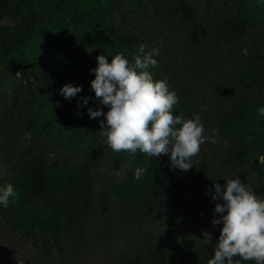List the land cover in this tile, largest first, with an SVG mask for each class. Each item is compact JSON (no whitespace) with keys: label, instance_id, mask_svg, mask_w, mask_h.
<instances>
[{"label":"rangeland","instance_id":"rangeland-1","mask_svg":"<svg viewBox=\"0 0 264 264\" xmlns=\"http://www.w3.org/2000/svg\"><path fill=\"white\" fill-rule=\"evenodd\" d=\"M10 1L9 11L13 15L1 18L0 25L12 26L15 19L19 21L28 11L36 9V0H26V4L21 0ZM119 2L123 12L112 10L110 14L113 30L139 36L145 31L157 41L165 58L177 61L181 73H187L182 61L192 53L195 61L200 47L193 48L185 40L189 26L180 22L174 2ZM189 2L201 16L222 11L246 16L252 33L264 37V3L260 0ZM100 5L104 7L106 1L101 0ZM40 30L21 48L19 59L0 68V187L11 183L16 193L7 208L0 205V264H156L157 257L151 256L155 247L176 242L188 245L187 264H207L208 260L201 254L205 245L196 239H203L202 231L213 236L222 227L211 224L219 202L211 199L212 186L214 183L223 186L226 179L239 177L264 198V148L261 156L258 152L247 154L244 168L237 171L229 170L211 156L193 159L187 177L179 169L170 168L163 156L153 157L150 178L138 183L140 194L130 190L127 199L116 196L118 189L134 186L133 179L127 175L132 154H127L121 168H114L111 159L120 153L113 152L99 133V122L104 117L90 119L87 114L88 108L107 112L106 107L93 99L90 92L83 97L65 99L59 94L61 84L48 88L42 82L43 78L55 76L57 61L52 53L55 46L62 43L67 47L77 38L59 35L47 27ZM110 43L136 47L119 38ZM222 69L218 63L207 66L202 62L196 71L202 74L207 71L209 77L205 80L213 78V81ZM84 97L89 98L88 104L78 108ZM257 133L264 143V128L257 129ZM85 145L92 147L93 152H87ZM62 153H68L71 162L91 166L93 189L85 221L71 224L59 234L58 251L51 236L36 226V218H47L49 209L36 195L22 188L20 179L30 175L29 167L34 170L32 165L37 155L52 158ZM101 195L105 202L100 200ZM36 202L44 208L43 212H36ZM164 258L169 264H177L175 257Z\"/></svg>","mask_w":264,"mask_h":264},{"label":"trees","instance_id":"trees-1","mask_svg":"<svg viewBox=\"0 0 264 264\" xmlns=\"http://www.w3.org/2000/svg\"><path fill=\"white\" fill-rule=\"evenodd\" d=\"M21 1L27 3L26 0ZM100 1L36 0V9L28 11L19 21L15 19L12 26L0 25V68L15 58L19 59L21 48L42 27L59 35L75 36L76 41L69 46L63 47L62 43L55 46L52 51L57 61L55 76L43 78L42 82L48 88L60 84L80 86L82 91L76 98L90 92L94 99L90 81L95 78V74L90 70L97 66L98 55L107 56L110 62L115 54L122 53L130 63H134L133 57L138 54L140 44H146L148 48L158 46L157 41L145 31L140 32L139 36L123 35L113 30L110 14L112 10L123 12L120 2L105 0L106 5L102 7ZM172 1L180 22L188 23L185 40L193 48L200 47V52L195 54V61L194 53L182 61L181 65L185 66L187 72L183 74L179 63L171 57L165 58L164 52L160 51L159 56L155 57L158 67L151 68L150 72L155 80L167 77L170 91L177 93L179 103L173 115L183 114L186 119H191L199 114L206 137L212 138V129L217 130L218 136L215 138L219 143L205 142L198 156L193 159L203 160L211 156L229 170L243 169L247 154L258 152L257 155L261 156L264 148L257 133V129L262 131L264 128V117L257 113L258 108L264 107V37L252 33L250 19L246 16H238L231 11L201 16L196 9L191 8L189 0ZM11 7L10 0H0V19L13 15L9 11ZM118 38L136 47H118L110 43V40ZM245 48L247 55L242 54ZM202 62L207 66L218 63L223 67L217 80L212 81V78L206 81L208 72L202 74V71H196ZM225 140L229 142L228 146L224 145ZM87 146V152H93V148ZM127 154L120 152L119 157L112 158V166L121 168ZM132 158L127 175L133 179L134 186H131L132 189L123 187L115 191V195L120 198H129L130 190L140 194L138 183L150 178V157L137 151L132 154ZM163 159L169 162L168 156H163ZM69 160L68 153L57 154L52 158L37 155L32 165L34 170L29 167L28 170L32 171L30 175L20 179L22 188L36 195V199L49 209L47 218H36V226L51 236L52 244L58 251L61 247L59 234L71 224L85 221L93 189L91 166ZM138 167L145 168L146 172L137 180L134 171ZM183 174L187 177L186 172ZM100 200L106 201L102 195ZM43 211L44 208L36 202V212ZM212 237V243L205 245L201 251L206 260L213 258L219 231ZM188 249L185 243L161 244L155 247L151 256L157 257L156 264H169L164 257H175L177 264H187L185 257ZM241 264L254 262L242 261Z\"/></svg>","mask_w":264,"mask_h":264},{"label":"clouds","instance_id":"clouds-1","mask_svg":"<svg viewBox=\"0 0 264 264\" xmlns=\"http://www.w3.org/2000/svg\"><path fill=\"white\" fill-rule=\"evenodd\" d=\"M159 54L158 47L140 44L138 54L133 57L134 63L122 53L115 54L110 62L107 56L98 55L97 66L90 70L95 74L90 89L108 111L88 108L87 114L90 119L104 117L99 122V133L113 152L135 154L139 151L150 158L168 156L170 168L187 172L193 168V158L198 156L202 144L219 143L215 138L218 133L212 129V138L206 137L199 114L191 119L183 114L173 115L179 103L177 93L170 91L167 77L155 80L150 72L151 68L158 67L155 57ZM242 54H248L246 48L242 49ZM81 91L80 86L65 84L59 94L71 99ZM81 99L78 108L88 104L89 98ZM257 113L264 117V107L258 108ZM228 143L224 141L225 146ZM145 172L143 167L136 168L134 178L138 180ZM225 181L223 186L219 183L212 186L211 199L219 202L215 205L211 224L222 227L213 258L207 264H241V261L264 264V198L256 195L239 177ZM15 195L11 183L0 187V205L7 208ZM216 214H219L218 219ZM201 235L203 239H196L201 245L212 243L208 231H202Z\"/></svg>","mask_w":264,"mask_h":264}]
</instances>
